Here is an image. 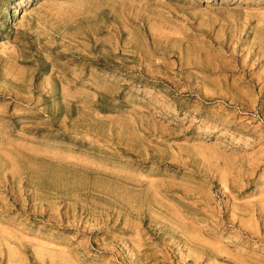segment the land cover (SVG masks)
Segmentation results:
<instances>
[{
    "label": "rangeland",
    "instance_id": "obj_1",
    "mask_svg": "<svg viewBox=\"0 0 264 264\" xmlns=\"http://www.w3.org/2000/svg\"><path fill=\"white\" fill-rule=\"evenodd\" d=\"M0 264H264V0H0Z\"/></svg>",
    "mask_w": 264,
    "mask_h": 264
}]
</instances>
